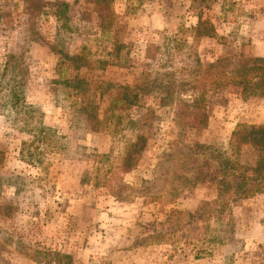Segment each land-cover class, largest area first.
Returning a JSON list of instances; mask_svg holds the SVG:
<instances>
[{
	"label": "rangeland",
	"instance_id": "1",
	"mask_svg": "<svg viewBox=\"0 0 264 264\" xmlns=\"http://www.w3.org/2000/svg\"><path fill=\"white\" fill-rule=\"evenodd\" d=\"M56 1L0 0V264H259L264 192L223 214L219 197L213 217L190 212L217 194L198 176L205 156L232 157L234 131L264 124V97L203 86L264 57V0H60L62 17ZM203 5L216 32L193 39ZM82 48L91 67L69 72L97 89L87 97L98 118L109 83L141 88L119 126L88 121L58 71L63 52ZM139 134L148 141L125 171ZM34 136L47 137L39 149ZM237 157L255 165L258 153L244 145Z\"/></svg>",
	"mask_w": 264,
	"mask_h": 264
},
{
	"label": "trees",
	"instance_id": "2",
	"mask_svg": "<svg viewBox=\"0 0 264 264\" xmlns=\"http://www.w3.org/2000/svg\"><path fill=\"white\" fill-rule=\"evenodd\" d=\"M31 1L39 3L40 0ZM96 2L100 5H105V3H107L105 0H96ZM55 3H57L56 16L62 17V11L58 12V10L64 11V9L68 7V4L66 2H61L60 0ZM36 7H38V5ZM208 7L209 5L201 6L197 14V23L190 29L191 37L193 39L213 37L215 35V25L205 14V10ZM105 23L108 24V22ZM104 33H107L105 29ZM116 43H118L116 44L118 48L124 47V44H119V42ZM85 52L86 48H82L80 52L75 54L63 52L58 62V71L62 74L65 85L71 88L69 94L78 97L80 100L82 99L86 101L81 105V109L82 112L86 113V119L88 121L93 122L95 126L102 123L106 124L108 122L112 123L114 127L119 126L123 122L126 111L139 104L141 88L138 89L137 87L127 84L109 83L107 85L109 102L105 107V111L101 118H98L97 113L100 111V102L92 106V102L90 98H88L90 94L95 93L97 89L92 87L91 81L86 76H82L78 72L75 75H71L69 72L70 68L80 70L82 67H91V60L87 58ZM100 62H102L103 67L109 63L108 60L105 59H101ZM7 64H9V59L7 60ZM15 68L17 67L15 66L14 69ZM199 74L201 75L200 72H198V75ZM211 75H214L215 77H212L210 82L208 80L209 78L207 80L205 78L203 79V86H208V89L217 90L225 85H234L242 97H264V57L262 56H255L248 60L238 62L234 65L230 75L225 74V71L211 72ZM14 77L16 78L17 76L14 75ZM20 85L21 82L17 80V84H13L11 88L12 105L15 107H18L20 102ZM144 89L145 87H142V91ZM183 103L185 104L186 101L180 100V108L177 112L178 115L184 110L181 106ZM92 111L95 113L92 114ZM46 139L47 137L43 138L41 136L38 138L34 136L30 144L35 145V147L39 149L43 144V141ZM147 141L148 137L144 134L137 135L134 145L128 148L124 156L121 158V166L123 167V170H130L136 165L141 153L144 151ZM231 145L233 150L232 157L215 153H209L208 156H205L203 166L200 167L198 176L201 179L207 177L210 178L209 182L213 185V188L217 190V194L211 202H205L204 206L198 208L196 211L190 212L191 217L205 218L206 216L213 217L214 214L217 213L223 214L226 208L233 202L242 198L248 199L256 194L264 192V124L243 125L242 128H238L233 133ZM244 145H250L257 151L258 158L255 165L244 163L237 157ZM202 146L208 147L204 144H199L198 148L200 149ZM203 151L208 152V150ZM225 195L229 196L222 202L221 208H219L220 210H217V213H215V200ZM206 219L208 220V218ZM206 239V241L215 242L217 244L224 243L222 237H208ZM206 249L207 248H203L200 251ZM259 264H264V259H262Z\"/></svg>",
	"mask_w": 264,
	"mask_h": 264
}]
</instances>
